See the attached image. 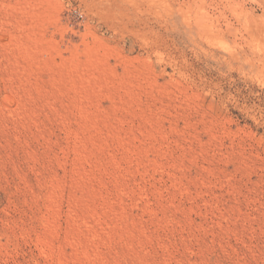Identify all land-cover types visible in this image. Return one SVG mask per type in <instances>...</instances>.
Wrapping results in <instances>:
<instances>
[{
	"label": "rangeland",
	"instance_id": "1",
	"mask_svg": "<svg viewBox=\"0 0 264 264\" xmlns=\"http://www.w3.org/2000/svg\"><path fill=\"white\" fill-rule=\"evenodd\" d=\"M0 264H264V0H0Z\"/></svg>",
	"mask_w": 264,
	"mask_h": 264
}]
</instances>
